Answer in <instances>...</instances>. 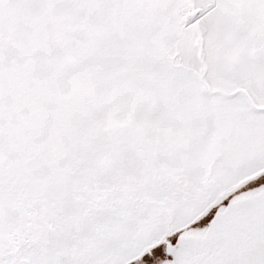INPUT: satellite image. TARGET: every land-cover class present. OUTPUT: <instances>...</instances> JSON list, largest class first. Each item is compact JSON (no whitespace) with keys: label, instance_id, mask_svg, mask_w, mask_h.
<instances>
[{"label":"snow or ice","instance_id":"1","mask_svg":"<svg viewBox=\"0 0 264 264\" xmlns=\"http://www.w3.org/2000/svg\"><path fill=\"white\" fill-rule=\"evenodd\" d=\"M0 264H264V0H0Z\"/></svg>","mask_w":264,"mask_h":264}]
</instances>
